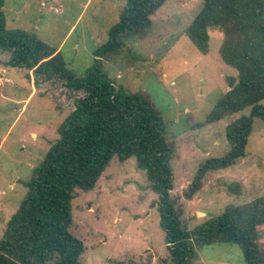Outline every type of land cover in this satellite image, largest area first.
Masks as SVG:
<instances>
[{"label":"rangeland","instance_id":"rangeland-1","mask_svg":"<svg viewBox=\"0 0 264 264\" xmlns=\"http://www.w3.org/2000/svg\"><path fill=\"white\" fill-rule=\"evenodd\" d=\"M6 27L25 31L56 49L64 67L83 74L93 66V52L106 41L126 0H0ZM202 0H167L152 16L146 36H129L114 60L102 68L117 86L145 91L160 110L166 138L173 143L171 159L175 206L182 225L192 229L264 195V122L255 118L246 154L234 165L209 172L191 200L183 191L206 159L227 151L226 128L249 108L221 120L206 117L228 89L236 71L218 50L223 34L208 29V51L202 54L187 37V29ZM0 47V238L26 194L24 184L58 138L57 126L74 108L57 79L35 78L10 63ZM157 193L134 158L109 166L88 191L77 190L71 202L70 231L82 240L81 264H160L165 257L164 232L156 207ZM257 242L264 251V226ZM151 256V261L147 256ZM194 264H244L233 243L196 249Z\"/></svg>","mask_w":264,"mask_h":264},{"label":"trees","instance_id":"trees-1","mask_svg":"<svg viewBox=\"0 0 264 264\" xmlns=\"http://www.w3.org/2000/svg\"><path fill=\"white\" fill-rule=\"evenodd\" d=\"M166 1L126 0L117 22L107 30L106 41L94 50L93 66L83 74L67 70L60 53L44 41L8 29L0 2V47L11 54V65L31 71L35 78L57 79L74 102L56 128L58 138L24 184L26 194L5 225L0 264H81L85 248L70 231L71 202L77 190L96 186L112 158L119 162L134 158L157 193L165 245L160 264H194L196 249L214 243L237 245L244 264H264V251L257 242L258 228L264 226V195L239 206H226L216 217L185 228L170 194L174 147L166 138L160 110L148 93L117 86L102 68V59L114 60L125 38L146 36L152 16ZM202 1L187 37L205 54L208 29L219 28L223 39L218 53L237 72L205 122L250 110L227 126L226 153L199 165L183 191L188 200L201 189L209 172L228 168L245 156L253 120L264 122V0ZM146 259L151 261V256Z\"/></svg>","mask_w":264,"mask_h":264}]
</instances>
